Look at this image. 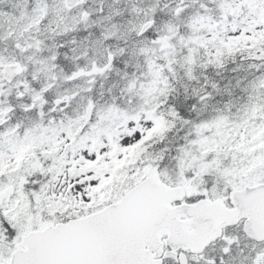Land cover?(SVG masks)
<instances>
[{
	"label": "snow or ice",
	"instance_id": "obj_1",
	"mask_svg": "<svg viewBox=\"0 0 264 264\" xmlns=\"http://www.w3.org/2000/svg\"><path fill=\"white\" fill-rule=\"evenodd\" d=\"M0 264H264V0H0Z\"/></svg>",
	"mask_w": 264,
	"mask_h": 264
}]
</instances>
